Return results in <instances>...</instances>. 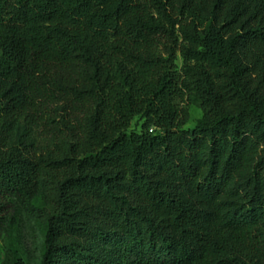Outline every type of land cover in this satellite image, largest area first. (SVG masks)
I'll return each mask as SVG.
<instances>
[{
	"label": "trees",
	"instance_id": "trees-1",
	"mask_svg": "<svg viewBox=\"0 0 264 264\" xmlns=\"http://www.w3.org/2000/svg\"><path fill=\"white\" fill-rule=\"evenodd\" d=\"M21 123L54 146L0 139V230L43 219L38 264H264V0H0Z\"/></svg>",
	"mask_w": 264,
	"mask_h": 264
},
{
	"label": "rangeland",
	"instance_id": "rangeland-1",
	"mask_svg": "<svg viewBox=\"0 0 264 264\" xmlns=\"http://www.w3.org/2000/svg\"><path fill=\"white\" fill-rule=\"evenodd\" d=\"M178 65H181L179 59ZM187 109L190 114L189 123L185 130L193 129L202 118L199 104L195 97L187 101ZM141 121L134 119L131 123L130 131L139 132ZM43 128H33L31 133L26 130L24 124L17 127L5 125L0 128V139L7 140L9 145L19 146L21 143H35L38 152H42L47 145L54 146L52 138L43 134ZM45 194L39 196L36 206L41 209L45 217L50 213V202L45 198ZM43 219L29 216L23 209H18L13 213L0 230V264L6 260L20 259L23 264H38L42 253V240L44 233Z\"/></svg>",
	"mask_w": 264,
	"mask_h": 264
}]
</instances>
